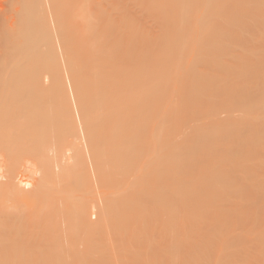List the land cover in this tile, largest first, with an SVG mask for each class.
I'll use <instances>...</instances> for the list:
<instances>
[{
  "label": "rangeland",
  "instance_id": "rangeland-1",
  "mask_svg": "<svg viewBox=\"0 0 264 264\" xmlns=\"http://www.w3.org/2000/svg\"><path fill=\"white\" fill-rule=\"evenodd\" d=\"M49 1L51 0H0V58L7 56L8 60H11L6 67L1 68L5 76L0 80V90H2L0 92H17L19 80L16 74L31 71L24 63L44 64L54 54L50 40H55L54 48L56 53L58 52L60 62L63 63L62 68L65 69H63V82H65V90L67 89L68 98H66L68 103H71L69 105L74 122L76 120L75 126L78 124L80 127L78 125L76 127L80 131L77 136L81 135L78 141L83 144L80 148H83L81 153L83 152V156L85 153V158L88 160L86 170L89 174L87 173V177L85 174L79 175L75 172L73 162L76 152H72L74 148L70 145L68 149L67 147L64 149L67 153L63 152L62 156L66 155L63 158L61 156L60 161H56L59 159L57 157L59 150L55 145L48 148V154L53 157V160L55 159V163L58 162L57 165L60 163L59 166L52 163L54 165L51 166L50 175L45 171L43 173V163L36 155L35 149L30 148L34 147L32 141L27 142V151L20 152L17 157L6 148L0 151L1 180L5 179L4 174L14 166L16 181L19 182L17 183L20 184L21 189L24 187V191L32 190L39 181H46V184L50 181L46 185L48 188L45 187V194L40 203H46L45 206L47 203L60 206L59 208L56 206L59 210L55 215L57 219L53 218L54 222L50 225L49 220L28 221L20 210H15V216L6 215L8 211L2 214L0 247L4 250V257L7 258L4 264H18L21 258L20 263L25 264H70L73 261V264L125 263L121 261V254L117 247L119 242L117 240L124 239L122 237L121 240V235L118 236L121 233L119 226L114 228L106 225L105 228L104 224H100V220L104 208L113 199L112 208L117 210L120 208L119 201L124 194L128 197L126 195L128 193L130 197L138 193L137 197L129 200L130 203L135 201L134 204L128 203V209L126 208L130 212L133 211V214L137 212L138 215H136L139 217L136 218V225L133 227L131 224L130 228V232H136L135 235L129 232L131 236L126 238L127 244L133 242L131 247L149 245L155 240H161L162 245L167 248L164 247V249L170 252L168 248L173 241L168 234L175 232L172 238L178 240L180 253L177 246L175 250L173 249L174 241L173 247L171 245L170 248L177 250L176 254L171 252L172 257L176 255V261L172 260L174 263L179 256L180 262L178 261L177 264H184V259H186L185 264H209L210 262V264H263L264 14L260 13H264V1L122 0L124 4H129V7L133 5L130 8L132 10L130 61L132 75L135 73L133 78L141 70L139 83L143 93H140L139 100L141 99L143 103L139 102L142 112L139 110L138 116L141 123L138 136L136 134L135 141L132 143L131 151L133 152L130 151L127 162L118 163L121 165L116 168L120 170L116 172L118 176L116 173L111 175L112 171L109 170L107 179L100 175L94 162L91 143L86 134V124L82 116V105L58 33L59 29L56 26L55 6ZM259 6L263 9L262 11ZM244 7L246 9L243 10ZM240 8L241 13H239ZM251 8L256 9L252 12ZM257 8L260 9V13ZM255 11L259 14L254 15ZM44 17L46 19L43 21ZM12 54L13 57L10 56ZM45 80L48 82L50 79L45 78ZM132 96L134 97V90ZM83 128L86 133L81 132ZM64 159L65 163L62 162ZM123 163L124 168H127L124 171ZM60 166L63 169L66 167V172ZM106 169L108 170L109 166ZM62 171L67 177L66 180L62 178L65 177L61 175ZM121 173L124 174L121 175ZM51 176L52 181L48 178ZM117 188H120L123 194ZM57 190L62 192L56 193ZM125 190L127 193L123 192ZM54 193L57 194V199L52 197ZM49 194L51 197L47 198ZM193 196L196 198L194 199ZM162 197H165L164 201ZM49 198H55L57 204L55 200H49ZM61 198H68V200L64 202ZM184 198L187 200L185 201ZM143 199L147 204L144 210L142 209ZM159 199L160 202L162 201L160 204ZM137 202H141V206L139 205L141 208L136 205ZM132 205L135 209L138 206V210L134 212ZM150 206L151 208L154 206L153 209L157 206L154 213L159 211L156 214L159 216L158 219H155L156 215L150 212V210L153 211ZM80 207L86 208L88 215L91 214L90 224L86 225L78 219L77 213ZM122 207L125 208L121 205ZM195 208L197 214L194 211ZM145 209L152 214L149 212L145 214ZM169 209L171 213L168 212ZM11 210L14 209L11 208ZM64 211L67 212L66 216ZM138 211L141 212L140 216ZM164 211L168 216L163 214ZM172 212L174 216H169ZM148 214L151 217L153 215L156 221ZM69 217L71 218L68 219ZM13 219L15 220L12 221ZM139 219H143V224ZM69 220H73V223ZM151 220L154 222L152 223ZM69 222L70 224H67ZM160 226H164L163 230ZM132 227L137 229L131 231ZM165 228L166 231H164ZM161 232L162 235L167 233L168 239L163 235V240ZM140 236L143 238L142 242ZM136 238L138 242L135 241ZM168 240L170 244H167ZM137 243H140V246ZM49 250L54 257L49 258Z\"/></svg>",
  "mask_w": 264,
  "mask_h": 264
},
{
  "label": "bare ground",
  "instance_id": "bare-ground-1",
  "mask_svg": "<svg viewBox=\"0 0 264 264\" xmlns=\"http://www.w3.org/2000/svg\"><path fill=\"white\" fill-rule=\"evenodd\" d=\"M49 2H53L54 6H55V14H56V21H57L56 26L59 29L58 33L60 34V38H61V41L63 43L62 45L64 47V50H65V53L67 56L68 65H69V67L73 73V77H74V81H75L74 84L76 85L75 87H76V90H77V93L79 96L80 104L82 105V107H81L82 113H83L82 116L84 117V120H85V124H86L85 126H86V132L87 133L85 132L84 128L82 129L81 132L88 134V137H89V140L91 143V147H92V151H93V152L92 151L91 152L93 153V157L95 160L94 162H96L97 169L99 170L100 175L103 178L106 177V179H107V177H108L107 175H108L109 170L112 171L111 175H113L116 172L118 173V171H120V170H118L116 168H118V166L121 167V165H118V163L119 162L121 163L122 161L127 162L126 161L127 158L130 157V151L132 148V143H133V141H135L136 134L138 136V132H139L138 129H139V127H140L139 125L141 123V121L139 120V116H138L139 115L138 111L140 110L142 112V110L140 109L141 108L140 104L143 103V101H140L141 99L139 100L140 93L142 92L141 86L139 83L141 80V76H140L139 72L141 70L133 78L132 76L135 73H133V75H132V70H131L132 67H131V61H130V48H131V40H130L131 39V37H130V24H131L130 22L131 21H130V19H132L131 18V11L132 10L130 8L133 5L132 6L130 5L131 7H129L128 6L129 4L128 5H127V3L124 4V1H122V0H53V1L51 0ZM46 3H48V1ZM241 3H242V1H241ZM190 5H191V2H190ZM261 5H262V3H261ZM259 8H260V6H259ZM244 9H246V8L244 7L243 10ZM251 9H252L251 11L253 12V10H255L256 8L255 9L251 8ZM260 9L258 10V8H257L259 13H260ZM240 10L241 11L239 13L242 12L241 8H240ZM262 10L263 9H261V11ZM139 11H140V9H139ZM258 11H257V13L255 11L254 15L259 14ZM204 12H205V10H204ZM260 14L263 15L264 13H260ZM132 15H135V14L132 13ZM138 17H140V16H138ZM44 19H46V18L44 17L43 21H44ZM9 36H10V34H9ZM52 37L55 38L54 35H52ZM50 41H51L52 49H54L53 50L54 54L50 57L47 55L49 58L48 59L46 58L47 61L44 64L40 65V64H37L35 62H31V63L25 62L24 64L26 65V68L28 69V67H29L31 69L30 72H27L29 74L24 75V74H27L26 72L24 74L23 73L21 74L20 72L18 74L15 73L17 75L16 76L17 79L19 80V83L17 85V92H9V91L4 92V93L0 92V151H2L3 149L5 150V148H6L10 153H12L13 155H15V157H17L18 156L17 154H19L20 152L25 151V150L27 151L28 147H26V144L28 141H30V142L32 141L34 143V147H30V148L35 149L36 155L39 157V159L43 163L42 164V165H44V166H42L44 168V170L42 169L43 173L45 171V172H48L50 175V171H51L50 169H51V166L54 165L52 163L53 162L55 163V161H54L55 159L53 160V157H51V155L48 154L49 153L48 148H51L53 145H55L57 150H59L58 152L56 150L57 157H59V159H57L56 161H60V159H62L66 155L65 154L64 156H62L63 152L65 151L64 149L66 147L68 149V146L70 145L72 148H74L75 151L72 149H69V150L70 151L72 150V152H76L75 153L76 155L73 154V155H75V157H74L75 161L72 160V161H74L73 163H74V169L76 170L75 172H77V174H79V175L85 174L88 177L89 172H87V170H86V165L88 163V160H87V158H85L86 157L85 153H84V156L82 154L83 152L81 153V149L83 150V148H80V147L83 144H82V142L79 143L80 141H78L79 137L81 135L77 136V133L79 134L80 131L78 129H76L78 124L75 126L76 120L74 122L72 112H71V107L69 105L71 103H68V101H67L68 100L67 99L68 97L66 96V94H67L66 90L67 89L65 90V86H64L65 82H63L64 81L63 80L64 79L63 78V69L64 68H62L63 63L60 62L58 52L56 53V49L54 48L55 47V40H50ZM263 41H264V38H263ZM18 45H20V44H18ZM149 45H151V44L149 43ZM26 48H25V50H26ZM16 49H17V47H16ZM21 51H22V49H21ZM147 53H148V51H147ZM13 54L10 56L13 57ZM49 55H51V54H49ZM145 60H146V58H145ZM10 61L11 60H8L7 56H6V58H3V57L0 58V80L5 76V72H4V70H1V68L6 67L8 65V63H10ZM148 62H149V60H148ZM148 62H146V63H148ZM158 63H156V64L158 65ZM135 69H137V68H135ZM149 72H151V71H149ZM151 74H152V72H151ZM148 76H150V75H148ZM45 78H48L50 80H48V82H46ZM68 79H69V77H68ZM146 79L147 78H145V80ZM148 81H149V79H148ZM66 82H68V81H66ZM69 83H71V82H69ZM131 84L134 86V88H133L134 97L132 96L133 90L131 88ZM151 87H152V85H151ZM0 91H2V90H0ZM72 95H74V94H72ZM142 96H141V98H142ZM139 102H140V104H139ZM73 109H75V108H73ZM76 109H78V108L76 107ZM74 113H75V111H74ZM79 117H80V115H79ZM78 127H79V125H78ZM81 127H82V125H81ZM84 136H85V134H84ZM80 140H82V139H80ZM85 151L86 150L84 148V152ZM131 152H133V150ZM71 155H72V153H71ZM61 156H62V158H61ZM166 157H167V155H166ZM1 158H4V157H1ZM131 158H133V157H131ZM16 160H17V158H16ZM85 160H87V161H85ZM64 161H65V159L62 162H64ZM67 162H68V159H67ZM57 163H55V166H59L60 163L58 165H57ZM129 165H130V163H129ZM90 166H92V165H90ZM107 166H109L108 170L106 169ZM60 167H62V166H60ZM129 167L130 166H128V168ZM10 168H11V166H10ZM122 168H123V171H124V169H127V168H124V163H123ZM14 169H15V167L13 166V169H10L9 172L7 171L8 173L4 174L5 179L4 178H2L4 180L0 179V221L2 219V216H3L2 214L4 212L6 214V212L8 211L6 215L11 214V216H15L16 211L20 210L23 213L22 215L24 217H26V219H28V221H30V220H44V221L49 220V225H50L51 222H54L52 220H53V218H55V215H57V211H59L56 209V206H58V205L53 206V205H50L47 203V205L45 206L46 203L44 204L43 200H42L43 204L40 203V200L43 198L42 196L45 194V192H44L45 187L47 184H49L50 181H48L47 184H46V181H43V180L39 181L32 190L24 191L25 190L24 187H23L24 190L21 189L20 184L18 185L19 182L16 181L17 177L15 176ZM52 169H53V167H52ZM65 169H66V167L64 169L62 167L63 171H65ZM63 171H62L61 175L63 174ZM70 171H72V170H70ZM158 171H160V170H158ZM52 172H51V174H52ZM67 172H68V169H67ZM3 173H4V171H3ZM58 174L60 175V173H58ZM123 174L124 173H121V175H123ZM158 174H160V172ZM161 174H162V172H161ZM59 175H58V177H59ZM42 176L44 177V175H42ZM71 176H72V174H71ZM74 176L75 175H73V177ZM117 176H118V174H117ZM87 177L86 178L84 177V178L87 179ZM119 177H121V176H119ZM159 177L162 178V176H159ZM45 178L47 179V176H45ZM48 178H51V181L53 180L52 176L48 177ZM62 178H64L66 180L67 177L65 176ZM168 178H169V176H168ZM116 180H117V177H116ZM184 181H186V180H184ZM85 182H87V181H85ZM119 182H121V181H119ZM89 186H90V184H89ZM126 186H127V184H126ZM70 187H68V188H70ZM167 187H169V186H167ZM46 188H48V187H46ZM59 188L62 189V187H59ZM170 188L171 187H169V189ZM56 189L57 188H55V190ZM117 189H119L121 191L122 187H121V189L120 188H117ZM111 190H112V188H111ZM58 191L62 192V190H57L56 193ZM129 191H130V189H129ZM123 192H126V190ZM50 194H51V192H50ZM50 194H49V196H47V198L51 197ZM54 194H52V197H56L57 194H55V196H54ZM67 194H69V193H67ZM121 194H123L122 191H121ZM137 194L136 195L133 194L134 196H131V197H130L129 193L126 194V195H128V197H126L124 194L122 199L118 203V205H120L119 206L120 208L117 210H114L112 208V205H111V202L114 199L112 201L110 200L111 202L109 201L110 204H108V206L106 205L107 207H105L104 210L102 209L103 213H102V217L100 220V222H101L100 224H104L103 227H105L106 225L107 226L111 225L114 228H116V226H119L121 233L119 232L120 234L118 236L121 235V237H120L121 240H122V237H124V239L122 241L117 240V241H119L117 243V247H118V252L121 254L120 255L121 261H125V263L123 262V264H177L179 259H180L179 256H178V260L176 263L172 262V260L175 259V257H176V255H174V254H176V252H177V250L174 251L175 250L174 248L176 246L178 247V249L180 248V246L177 244L178 240L176 238L174 240V237L172 238V236L174 235L175 232L174 233L172 232V234L171 233L168 234V236L171 235L170 238L172 239L173 243L175 241V243H174L175 245L173 243L170 244L171 242L169 240H168L169 243L167 242V244H170V248H171V245H172V247L174 245V247H173L174 250L168 248V250H170V252L165 250L167 248H166V246L162 245L161 240L160 241L155 240L156 242L155 241L151 242V244H149V245H144L141 243L142 245L140 246L139 245L140 243L139 244L137 243L140 247H138L137 245L136 246L134 245L135 247L134 246L131 247L133 242L130 243L131 245L127 244L128 240H126V238L131 236V234L133 235L134 233H136V232H130L131 224L134 227L137 223L136 218H139V217L137 216L138 215L137 212H136L137 215L135 213L133 214V211L130 212V210H126V208L128 209L127 204L130 203L129 200L131 198L137 197ZM159 195H160V193H159ZM58 196H59V194H58ZM61 196L63 197V194ZM65 196L67 197V195H65ZM119 196L120 197L122 196V195H120V192H119ZM175 196H177V195H175ZM196 196L195 197L193 196L194 199L196 198ZM111 197H112V194H111ZM154 197L156 198L155 195H154ZM45 198H46V196H45ZM164 198H163V201H164ZM181 198H182V196H181ZM50 199L51 198H49V200ZM56 199H57V197H56ZM56 199L53 198L51 200H55V203H56ZM61 199H64V198H61ZM139 199H138V201H139ZM174 199L175 198H173V200ZM60 200H57V201L60 202ZM65 200H68V198L67 199L65 198L64 202H65ZM186 200L187 199H185V201ZM46 201L47 200H45V202ZM155 201L157 203V199H155ZM167 201H168V199H167ZM134 202L135 201H132L131 203L134 204ZM147 202H148V200H147ZM161 202L159 199V204ZM49 203H52V201H49ZM55 203H53V204H55ZM131 203L129 205H131ZM137 203L138 204H136V205H138V206L141 204V202H137ZM142 203H143L142 205H144V207L142 209L144 210V208H146L145 205H147V204H145L144 199H143ZM15 204H16V206H15ZM166 204H168V203H166ZM62 205L63 204H61V207H62ZM69 205H70V203H69ZM121 205H123L125 208H123V207L121 208ZM67 206H68V204H67ZM138 206H136L137 209H135L132 205L134 212H135V210H138ZM157 206H159V205H157ZM157 206L155 207V209L157 208ZM171 206H172V204H171ZM59 207L60 206H58L57 208H59ZM129 207H131V206H129ZM152 207L154 208V206H152ZM162 207H163V205H162ZM173 207H176V206H173ZM11 208L14 210H11ZM150 208H151V206H150ZM153 208H151L153 211L150 210V212H153V214L156 215L159 211L157 210L156 211L157 213H154L155 209H153ZM166 208L168 209V207H166ZM170 208H172V207H170ZM160 209H162V208H160ZM68 210L69 209H67V212H68ZM139 210L141 211V209H139ZM195 210H196V208L194 209V211ZM140 211H138L140 213L139 216L141 215V212H142V211L141 212ZM170 211H171V209H169L168 212L171 213ZM67 212L65 213V211H64L65 216H66ZM147 212H149V211H146V209H145V214ZM173 212H175V211H173ZM173 212H172V214H169V216L173 215ZM68 213H70V212H68ZM75 213H74V215H75ZM166 213L167 212L164 211L163 214H165V216H168V214H166ZM177 213H178V211H177ZM195 213H196V211H195ZM19 214H20V212H19ZM77 214H78V219L80 220V222H83L86 225L90 224L91 218L89 216L91 214L88 215L86 208L80 207ZM150 214H152V213H150ZM59 215H60V213H59ZM68 216L69 215H67V217ZM148 216H149V214H148ZM163 216H162V218L164 219ZM175 216H176V214H175ZM71 217H69L68 219H70ZM149 217H151V215ZM152 217H153V215H152ZM152 217H151V219H152ZM158 217L159 216L156 215L155 219H158ZM89 218H90V220H89ZM5 219H7V218H5ZM16 219H17V217H16ZM55 219H57V218H55ZM75 219H76V217H75ZM14 220L15 219H13L12 221H14ZM141 220H142V224H143V219H141ZM141 220L139 219V221H141ZM153 220H154V217H153ZM69 221H71V220H69ZM154 221H156V220H154ZM154 221H152V223ZM160 221L162 222V220H160ZM71 223H73V220L71 221ZM67 224H70V222ZM78 225H81V224H78ZM137 226H138V224H137ZM164 226H162V227H164ZM101 227H102V225H101ZM133 227H132L131 231L137 229L136 227H135V229ZM154 227H156V226H154ZM162 227H161V230H163ZM158 229H160V228H158ZM186 229H187V227H186ZM166 230L167 229L165 228L164 231H166ZM182 230H183V228H182ZM95 231H96V229H95ZM149 231H151V230H149ZM129 232L131 234H129ZM99 233H101V231ZM195 233H196V231H195ZM152 235L153 234H151V236ZM161 235H162V232H161ZM161 235H160V238H161ZM163 235H164V233H163ZM163 235H162V237L164 240V236L167 238V236H166L167 233H166V235H164V236ZM141 236L144 237V235H141ZM142 237H141V239H142L141 242L143 241ZM138 238H136L137 240H135V241L138 242ZM152 238H154V237H152ZM0 239H1V232H0ZM178 239H179V237H178ZM88 241H90V240H88ZM91 241H92V239H91ZM135 241H134V243H136ZM139 242H140V240H139ZM179 242H180V240H179ZM152 243H154V244H152ZM180 244H182V243H180ZM199 245H200V243H199ZM164 247H165V249H164ZM197 250H199V249H197ZM172 251L174 252L173 257L171 254ZM178 252L180 253V249ZM3 253H4V250L0 247V264H4V260L7 259L4 257ZM140 255H142V256H140ZM170 255L172 258L170 257ZM51 257H54V254L49 250V258H51ZM140 257H142V258H140ZM206 257H207V255H206ZM21 259L18 260V264H25L24 262L20 263ZM185 260L186 259H184L183 263L184 262L186 263ZM174 261H176V259ZM73 262L70 264H73ZM263 264H264V261H263Z\"/></svg>",
  "mask_w": 264,
  "mask_h": 264
}]
</instances>
